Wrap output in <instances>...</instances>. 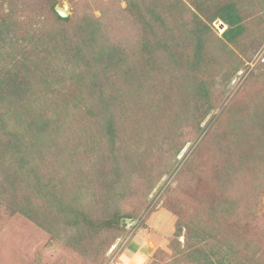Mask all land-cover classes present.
<instances>
[{
	"label": "rangeland",
	"instance_id": "1",
	"mask_svg": "<svg viewBox=\"0 0 264 264\" xmlns=\"http://www.w3.org/2000/svg\"><path fill=\"white\" fill-rule=\"evenodd\" d=\"M4 75L0 264H264V0H0Z\"/></svg>",
	"mask_w": 264,
	"mask_h": 264
},
{
	"label": "trees",
	"instance_id": "2",
	"mask_svg": "<svg viewBox=\"0 0 264 264\" xmlns=\"http://www.w3.org/2000/svg\"><path fill=\"white\" fill-rule=\"evenodd\" d=\"M224 4L225 3L220 4L217 11L214 13L213 17L211 18V20H214L215 17H220L225 22H227L229 24V28L224 32V35L226 36V39L234 40L236 37L241 35L245 27L240 22L242 18L239 15L237 11V7L234 5V3L231 2L227 5L226 4L224 5ZM57 18L61 22L65 21V19L60 17L58 14H57ZM202 40L199 39V41H202ZM16 75L17 77L21 76L20 73H17ZM5 76L6 75H4V77ZM27 78H28V75L24 76L22 81H18L15 76L10 75L9 77L8 75L7 77H5L4 80L0 79V100L7 99V98L9 99L13 98L15 100L17 95H19L21 98L22 97H25L26 99H28V97L30 98V94L27 90L28 88H23L20 90V86H19V84L27 83L26 82ZM12 92L14 94H12ZM3 94H4V98H2ZM9 94H10V97H5L6 95L9 96ZM1 122L3 123L5 127H9L8 134L10 135V137L6 138L5 148H8L7 153L10 155L9 159L12 160L13 158H16L15 153H17L16 150L20 146V137L18 135L17 129L14 126H12L11 124L5 123L2 120ZM34 141H35V138H33L32 141L30 140V142L28 143V146L33 144ZM0 148H1V144H0ZM26 157L27 156H21L19 159L16 158L17 162L19 163V160H21V164H23ZM3 158L6 159V163L2 164L0 161V187L2 188L1 190L11 185L14 186L15 182L16 183L20 182V179L18 178V173H17L19 172L18 170L20 168L14 167L13 164H16L15 162L12 163V161L8 160V158L0 154V160ZM28 175L29 174H25V176H28ZM45 178H46L45 184H48L49 183L48 179L47 177ZM227 253H228V250L223 249V248H218L214 250L213 248L210 250L205 249V248H200V249L190 248V250L185 252L184 257H183L185 259L184 260L185 263H182V264H239L237 261H233L231 260V258H228Z\"/></svg>",
	"mask_w": 264,
	"mask_h": 264
}]
</instances>
